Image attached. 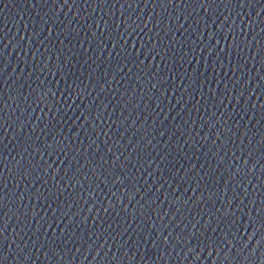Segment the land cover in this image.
Returning a JSON list of instances; mask_svg holds the SVG:
<instances>
[{"label":"water","instance_id":"water-1","mask_svg":"<svg viewBox=\"0 0 264 264\" xmlns=\"http://www.w3.org/2000/svg\"><path fill=\"white\" fill-rule=\"evenodd\" d=\"M0 264H264V0H0Z\"/></svg>","mask_w":264,"mask_h":264},{"label":"snow or ice","instance_id":"snow-or-ice-1","mask_svg":"<svg viewBox=\"0 0 264 264\" xmlns=\"http://www.w3.org/2000/svg\"><path fill=\"white\" fill-rule=\"evenodd\" d=\"M249 2H250V0H249Z\"/></svg>","mask_w":264,"mask_h":264}]
</instances>
